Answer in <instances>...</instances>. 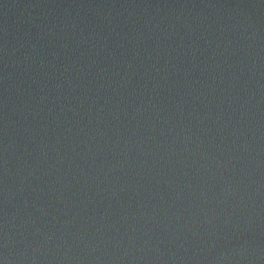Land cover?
<instances>
[{
	"label": "water",
	"instance_id": "water-1",
	"mask_svg": "<svg viewBox=\"0 0 264 264\" xmlns=\"http://www.w3.org/2000/svg\"><path fill=\"white\" fill-rule=\"evenodd\" d=\"M0 264H264V0H0Z\"/></svg>",
	"mask_w": 264,
	"mask_h": 264
}]
</instances>
